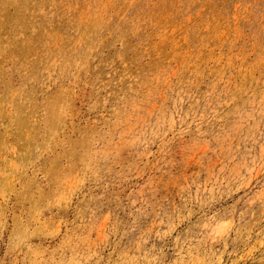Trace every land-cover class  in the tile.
<instances>
[{
  "label": "rangeland",
  "instance_id": "obj_1",
  "mask_svg": "<svg viewBox=\"0 0 264 264\" xmlns=\"http://www.w3.org/2000/svg\"><path fill=\"white\" fill-rule=\"evenodd\" d=\"M0 264H264V0H0Z\"/></svg>",
  "mask_w": 264,
  "mask_h": 264
}]
</instances>
